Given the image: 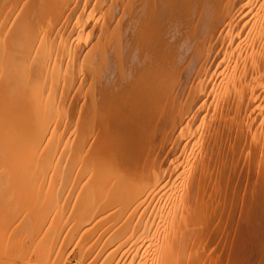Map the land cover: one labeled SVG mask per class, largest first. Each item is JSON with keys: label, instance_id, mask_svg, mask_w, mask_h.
Instances as JSON below:
<instances>
[{"label": "bare ground", "instance_id": "bare-ground-1", "mask_svg": "<svg viewBox=\"0 0 264 264\" xmlns=\"http://www.w3.org/2000/svg\"><path fill=\"white\" fill-rule=\"evenodd\" d=\"M256 159L264 0H0V264H219Z\"/></svg>", "mask_w": 264, "mask_h": 264}, {"label": "rangeland", "instance_id": "rangeland-1", "mask_svg": "<svg viewBox=\"0 0 264 264\" xmlns=\"http://www.w3.org/2000/svg\"><path fill=\"white\" fill-rule=\"evenodd\" d=\"M253 162H255V163H253ZM253 162H251L254 165V166L251 165V168L254 167L252 169L250 168L251 169L250 171H252L251 174L253 175V171L255 170L253 176H257V175H258V177H260L259 175H261V176L263 175L264 176V173L263 174L262 173L260 174V170H261V172L263 170V168H262L261 165H260L261 167L258 166L260 164V162L257 161V159H256V161L253 160ZM258 162H259V164H258ZM247 164L248 163H246V165ZM246 165L243 164V166H246ZM257 166L259 167V170H258V167ZM255 167H256V169H255ZM248 171H249V169H248ZM256 171H257V173L259 171V173L257 174ZM262 178H264V177H262ZM254 182H256V181H254ZM254 182L251 184L252 186L254 185ZM251 185H249L250 187L247 186L248 187V188L246 187L247 189L244 188V187H242L243 189H240L239 190L240 193H239V199H237V201H236L237 204L236 203H235L236 205L233 204L238 209L236 210L233 205H232V207L230 206L229 209H228L229 211L227 213H229V212H231V213H229V215L227 216V218L229 219V220H227V223H228L227 226H229V224L230 225L233 224V221H234L233 219H238V221H239L238 222L239 230H238V228H236V227L234 228L232 226V228L228 231L227 235H225V239H224L223 242H225V240H226V244H225L224 248H222L224 250V252H221L222 249L220 247L223 244V242H222V244L219 245V249L217 251L218 252L217 254H219V258L223 254L222 257L224 258V261H225V262H222L223 259L221 257L222 260L221 259L219 260L220 261L219 264L220 263L221 264H223V263L224 264H226V263L227 264H264V219L261 218V220L263 219L261 223L259 222V220H257V224H256V217H254V215H255L256 209L258 207L254 206L255 205V202H254L253 198L252 199L251 198L249 199V197H248V200H252L251 201V204L253 202V204H252L253 206H251V204L249 202H248V204L247 203H244L245 204L244 207L242 206L243 205V202L247 201V198H246L247 192H249V194L251 193V196L249 194L247 196L252 197V193L254 191L251 190L252 189L251 188L252 187ZM250 190H251V192H250ZM244 198H246V199H244ZM241 199H242V201H241ZM240 201H241V204H240ZM233 208L235 210H233ZM232 210L235 211V212H233ZM257 211H258V209H257ZM232 213H234L236 215L237 214L238 215L240 214V215L238 217V216H235L234 214L231 215ZM257 214H258V212L256 213V215ZM253 219H255V221ZM250 221H252V226L249 225V224H251ZM222 224L223 223H220V225H222ZM255 224H256V226L259 227L258 228L259 230L256 231V232H254L255 230H253V232H248V230L251 227H253V225H255ZM259 224H261L262 229H261V227H260ZM247 225H249V227ZM229 228H230V226L228 227V229ZM240 229H241V231H240ZM202 253H203L202 256H204V253H208V252L203 251ZM213 253L216 254L215 252H213ZM220 253H222V254L220 255ZM214 254H211V256L213 257ZM206 255L204 256V258L206 257ZM202 256H201V258H202ZM211 256H208V257L210 258ZM215 256H214V258H215ZM198 257H199V255H198ZM207 258H206V261H205V259L204 260L202 259L204 261V263L202 262V260L198 261L199 259L197 258L195 260V263L196 264L197 263L198 264H201V262H202V264H208V263L210 264V262H211V264H213V262H214V261L212 262L213 258L212 259L210 258L209 262H208V259L209 258L208 259Z\"/></svg>", "mask_w": 264, "mask_h": 264}]
</instances>
